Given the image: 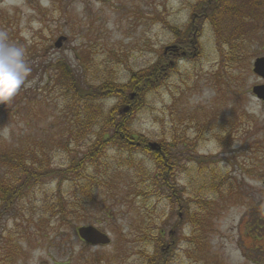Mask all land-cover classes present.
Returning <instances> with one entry per match:
<instances>
[{"label": "rangeland", "instance_id": "1", "mask_svg": "<svg viewBox=\"0 0 264 264\" xmlns=\"http://www.w3.org/2000/svg\"><path fill=\"white\" fill-rule=\"evenodd\" d=\"M197 1L0 0V157H19L36 175L47 171L5 211L2 188L21 173L0 158V264H152L164 246V264H264V101L251 92L264 83L252 72L264 56V5L239 31L237 17L218 12L216 29L203 23L197 53L178 56L172 28L186 31ZM165 47L172 67L127 127L135 140L176 155L172 174L162 176L140 147L110 144L82 175L47 174L77 167L102 121L79 137L83 101L56 63H66L83 89L125 84ZM118 101L95 104L108 112ZM85 184L88 198L78 193ZM74 189L86 204L62 215ZM83 225L110 243L85 244L76 233Z\"/></svg>", "mask_w": 264, "mask_h": 264}, {"label": "trees", "instance_id": "2", "mask_svg": "<svg viewBox=\"0 0 264 264\" xmlns=\"http://www.w3.org/2000/svg\"><path fill=\"white\" fill-rule=\"evenodd\" d=\"M224 0H198L191 8L190 22L186 28V31L179 32L175 28H172L173 32L176 35V41L174 44L177 46V51H184L186 56L189 57L190 54L197 53V43L198 37L201 34L203 23L209 22L215 27V17L216 14L220 11L229 12L234 17H237L239 20V25L236 26L233 30L239 31V28L242 24L246 23V18H254L257 16V11L255 7L259 5H264V0H244V3L240 6H227L224 7ZM245 6H248L250 12L248 14L243 13ZM245 16H243V14ZM196 46V47H195ZM228 46H232L230 43ZM181 55L179 52L178 56ZM177 56V55H175ZM58 70L60 71V79L66 81V86L71 90L73 97L77 100L83 101L81 105V114H78L76 125L79 126L77 133L79 132V137L85 136L94 121L101 119V127L99 128V134L96 140L92 143V147L89 148L85 154L75 162L77 167H67L65 170H48L47 174H60L65 178V174L76 171L77 174L82 175L81 171H85L88 164L96 165L99 163V157L104 154V150L107 144L115 146L117 151L119 149H127L129 152L132 149L140 147L153 155L154 165L157 169L161 170L162 176L166 174H172L174 161L176 158L171 154H167L165 149L162 147L161 143H157L158 149L152 150L148 146V142L144 139L135 140L132 137V134L129 133L127 122L135 110L137 104L142 100L144 94L155 87H157L163 79L166 78L168 70L172 67L169 64L167 53L162 51L159 60L147 67L144 70L133 72L130 75L128 83L125 84H115L112 81H103L99 85L92 86L88 85L86 89H83L80 85V82L75 78V76L69 72L68 65L64 62L58 61L56 63ZM133 95V97H132ZM108 97L118 98V102L111 108L108 112L104 111L101 105H96L98 99H106ZM119 105V107H118ZM127 109L125 110V107ZM106 112V113H105ZM73 135L76 134V131L72 132ZM1 161L5 164L19 168L21 175L14 183V185H9L7 188H2V200L4 202V207L2 210H7L8 207L12 204L15 197L20 195V191L28 186L30 183L39 181L40 174L46 170L44 167H39V174L36 175V172L32 168H28L24 162L19 160V157L14 156H1ZM125 165L132 162L131 158L123 159ZM100 165V163H99ZM55 176V175H54ZM70 179V177L68 178ZM90 180V178L88 179ZM75 181V180H74ZM96 184V183H95ZM77 184L72 185V189ZM77 187V186H76ZM80 191L78 193L85 194V197L90 196V191L87 189V184L79 187ZM72 202L70 206L65 208V211H62V215L66 213H72L76 208L83 209L86 201L82 198L76 197V190L72 191ZM63 208V207H62ZM64 210V208H63ZM250 216L255 214L254 209L249 212ZM173 230L170 232L172 235ZM154 237H152L153 239ZM154 240V239H153ZM169 247L171 245L168 244ZM165 247V246H164ZM161 247L160 253L163 257L165 249ZM158 248V247H156ZM159 258L152 261V264H164L168 259V255L164 258Z\"/></svg>", "mask_w": 264, "mask_h": 264}, {"label": "water", "instance_id": "3", "mask_svg": "<svg viewBox=\"0 0 264 264\" xmlns=\"http://www.w3.org/2000/svg\"><path fill=\"white\" fill-rule=\"evenodd\" d=\"M99 1H110V0H99ZM61 41L62 39L59 37L54 43L55 47L57 48L60 47ZM168 49L169 48L167 47L165 51ZM252 72L264 80V56L255 58L252 64ZM251 92L258 100L264 101V83L252 86ZM126 109L127 106L125 107V110ZM148 146L152 150L158 149V146L155 143L149 142ZM262 183L264 185V180ZM76 233L80 240L92 246L108 245L110 243V239L106 233H103L102 231L91 225L79 226L76 230Z\"/></svg>", "mask_w": 264, "mask_h": 264}, {"label": "flooded vegetation", "instance_id": "4", "mask_svg": "<svg viewBox=\"0 0 264 264\" xmlns=\"http://www.w3.org/2000/svg\"><path fill=\"white\" fill-rule=\"evenodd\" d=\"M173 50V49H172ZM167 51H170L169 49L167 50ZM167 53H169V54H173L172 52H167ZM184 53V52H183ZM174 55V54H173ZM184 57H186V56H184ZM1 214V213H0Z\"/></svg>", "mask_w": 264, "mask_h": 264}]
</instances>
